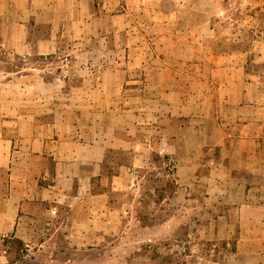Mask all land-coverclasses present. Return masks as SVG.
<instances>
[{"label":"crops","instance_id":"1","mask_svg":"<svg viewBox=\"0 0 264 264\" xmlns=\"http://www.w3.org/2000/svg\"><path fill=\"white\" fill-rule=\"evenodd\" d=\"M213 1L0 0V264H264V81Z\"/></svg>","mask_w":264,"mask_h":264},{"label":"rangeland","instance_id":"2","mask_svg":"<svg viewBox=\"0 0 264 264\" xmlns=\"http://www.w3.org/2000/svg\"><path fill=\"white\" fill-rule=\"evenodd\" d=\"M209 3L211 6L216 5V7L213 8L214 10L216 9L215 13H218L217 11L219 10L218 9L219 5L217 4V2L215 1L214 3H212V0H209ZM220 3L222 4L223 0H220ZM225 3H227L226 6L228 5V9L230 10L228 14L229 19L227 22H235L236 25L239 26L238 29H236V33H237L236 37L239 40H236L235 42L233 40L227 42V41L210 39L211 44L212 46H214V48L217 51H228L235 48L252 51L253 54L251 56L252 62L250 69L260 74V76H262L260 78L264 81V58L263 60L260 58L264 55V11H262L261 9L262 6H258V5H262V3H264V0H229ZM246 7L252 8L253 12L256 10L258 11L256 14L254 13V17L252 19L251 17H249L250 16L249 14H252L253 12L248 11V8ZM146 19H147L146 16L145 17L138 16V20H146ZM218 20L219 18L214 17L212 19L213 24L215 23L217 24L219 22ZM243 21H245V23ZM227 22H225L224 24L227 25L228 24ZM229 26L230 25H227V28H231ZM254 55H259L260 57H255ZM16 63L19 66H22L21 62L16 61L15 64ZM0 67L4 69H10L11 67H13L9 60L8 54H4V52H0ZM154 160H155L154 162H156V159ZM167 170L169 171V173H165L163 171L161 176H158L157 178H156V171L154 172V174H152L153 176H150V174L147 175L148 177L147 186L150 185L152 186L154 183L162 187V189L165 191L164 194L170 193L174 188L171 166H167ZM185 238H186L185 235H182L178 240L181 241L184 240ZM2 239L10 240L8 239V237H3ZM183 243H181L182 246H184ZM165 244L169 245V243L167 242L160 243V245H165ZM8 246L6 247L7 250L9 249ZM185 246L188 247V245ZM180 255L185 256L184 254L181 253ZM8 256L10 259V263H14L15 261H17V255L14 251L9 252Z\"/></svg>","mask_w":264,"mask_h":264},{"label":"trees","instance_id":"3","mask_svg":"<svg viewBox=\"0 0 264 264\" xmlns=\"http://www.w3.org/2000/svg\"><path fill=\"white\" fill-rule=\"evenodd\" d=\"M4 241H5L6 247L9 245L8 250L10 251H7L8 253L14 251L17 255V260H20L23 258L25 249H24V243L22 241L17 240V239H10V240L4 239Z\"/></svg>","mask_w":264,"mask_h":264},{"label":"built area","instance_id":"4","mask_svg":"<svg viewBox=\"0 0 264 264\" xmlns=\"http://www.w3.org/2000/svg\"><path fill=\"white\" fill-rule=\"evenodd\" d=\"M177 251L181 254L188 255V247L187 246H180Z\"/></svg>","mask_w":264,"mask_h":264}]
</instances>
